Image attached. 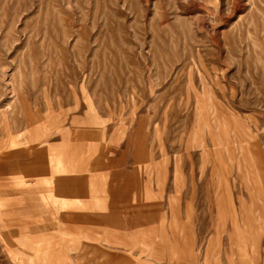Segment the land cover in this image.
Listing matches in <instances>:
<instances>
[{"label": "rangeland", "instance_id": "rangeland-1", "mask_svg": "<svg viewBox=\"0 0 264 264\" xmlns=\"http://www.w3.org/2000/svg\"><path fill=\"white\" fill-rule=\"evenodd\" d=\"M0 198V264H264V0H0Z\"/></svg>", "mask_w": 264, "mask_h": 264}, {"label": "crops", "instance_id": "crops-1", "mask_svg": "<svg viewBox=\"0 0 264 264\" xmlns=\"http://www.w3.org/2000/svg\"><path fill=\"white\" fill-rule=\"evenodd\" d=\"M27 135L25 134L24 135V138L21 139V140H24V143H25L26 146L29 145V141H30L29 135H30V132ZM40 166H41V169L44 168L43 165H40ZM13 196L14 195H6V196H3V197L4 198H12ZM14 197H17V195H15ZM20 199H21L22 202H24V204H22V206H21V212H20L21 216L22 215L23 216L29 215L31 213L30 210L33 211V210L38 209L39 208V205L36 202H41V200H42V199L40 200L39 197L38 198H34L33 196H31L29 194H25V193L21 195V198ZM0 202H1V198H0ZM23 222H25V221H23ZM0 239H2L4 242L6 241L4 239V237H3V233L1 232V229H0ZM105 239L108 240V238H105ZM5 249L8 251L10 257L14 258L15 261L20 262L21 255L17 251H15L6 242H5ZM84 255L85 254H82L81 256L84 257ZM21 262H23V261L21 260Z\"/></svg>", "mask_w": 264, "mask_h": 264}]
</instances>
